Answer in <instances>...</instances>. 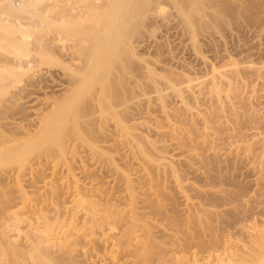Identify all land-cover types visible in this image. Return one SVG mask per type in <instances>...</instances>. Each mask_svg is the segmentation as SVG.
<instances>
[{
  "label": "bare ground",
  "instance_id": "obj_1",
  "mask_svg": "<svg viewBox=\"0 0 264 264\" xmlns=\"http://www.w3.org/2000/svg\"><path fill=\"white\" fill-rule=\"evenodd\" d=\"M170 18L178 20L179 22H177L181 28L178 23L176 25H178L179 30H183L184 34L186 32L190 33L194 41L198 40V36L206 28L225 22L217 12L209 14L207 6L202 0H0V187L2 189L10 184L11 177L14 178V181H18L15 180L16 177L12 176L15 175L16 171L13 170V166L24 167L31 158L42 155L56 154L63 156L66 150L69 152V150L74 149V145L73 148L69 149L68 144L72 145L77 138L79 139L77 141H80L78 143L82 141L84 144L88 139L92 140L94 133L97 132V126L95 125L98 122L95 121L96 118H101L100 121L104 116L108 118L105 117V120H114L115 118L116 122L122 126V128L119 127L128 136L133 134L134 131L131 132L130 130L134 127L136 129L149 126L148 122H139L138 120L131 124L132 128H129L131 126H126L125 116L127 112H130L128 111L129 106L135 102L133 100L136 95L139 96L138 93L142 92L145 96V93H147L148 85L146 81L144 82L146 79L144 77V80L141 79L143 70H145V74L148 71L149 80L155 82L154 70L152 71V68H149L151 66L144 60L148 55H144V57L142 55L146 53L141 54L140 51H143L147 44L149 45V41L153 39V36L155 38L157 33L152 35L153 32L155 33L159 28L162 31L168 28L169 23L173 21L172 19L170 22ZM166 32L165 34H168L167 30ZM119 108H122V110L119 111ZM96 113H100L99 115L103 118L98 117L99 115ZM108 116H111V118ZM27 126H30L31 129L35 126V130H30ZM124 131L121 133L124 134ZM134 138L136 140L137 137ZM90 140L87 141V144L97 151L98 146H95L92 143L93 140ZM137 140L141 143V145L139 144L140 150L145 154H151L149 148L152 144L156 147L154 143L151 144L138 138ZM148 144H150V147ZM99 153L101 152L99 151ZM107 159L110 161L109 157ZM17 174L19 173L16 171V176ZM213 174L216 175V171L212 172V177ZM218 175L215 178H218ZM38 176L40 177V174ZM72 176L76 177L75 174ZM125 176L126 185L131 191L132 198L135 199L131 180H129L128 175ZM222 176L220 175L218 180ZM262 176L260 175L261 179ZM74 180L77 185L74 186L73 189L75 190L72 191L77 196L72 193V197H77H74L76 201L79 197L80 203H77V205L82 204L84 206L85 199L94 196L91 195L95 191L94 187L91 184L90 186L89 183H85L89 186L82 183L79 186V180L75 178ZM218 180L215 179L214 182H219L220 180ZM221 181L223 182L222 178ZM258 182L260 180L256 183L258 184ZM83 185L85 186L83 187ZM258 185H261V183ZM256 187L259 186L256 185ZM54 188L51 189L53 191L49 189V192L56 193L58 189L55 191ZM262 188L263 186H260L259 190H264ZM2 189L0 193L6 196V191L4 193ZM21 189L24 188L21 187ZM21 189L20 191H22ZM23 191L25 192V190ZM262 192L264 193V191ZM57 194L59 195V193ZM252 194L253 198L255 192ZM259 194L255 196L258 198L255 202V211L251 212L250 208V218L245 214L249 218L247 220H252V223L245 225V222L243 224L240 219L241 221H234L229 226L231 229L234 228V231L232 229L229 231L228 236L226 235V243H232L233 246L231 245L232 248L229 252L225 250V247L222 248L225 251L223 254L218 250L219 254H216V250H214L217 247L216 245L215 248H212L214 246L212 241L216 242L219 236L215 237L216 241H211L213 246L210 247L213 251L209 250L206 255L204 253L206 251H202L204 249L198 250V252L194 250V247L198 246L196 244L197 240H193L194 245L191 246V240L195 239L196 235H193V238L191 235H185V231H182L188 239L184 235L182 236L186 238V241H184L185 238H180V236L177 239L176 234H174L175 231H172L175 228H166L169 225L165 227V223H163L164 226L157 225L156 221L158 220H154V217L152 218L148 213L145 214L144 210V213H142L140 206L137 207L135 201L129 209H126V207L121 208V204L114 206L113 203V205L108 203V205L114 206L110 207L114 209L117 215H120L117 217L115 213L116 218H113V210L111 211L110 207H106V201L103 202L105 206H101L103 205L102 202L99 200L100 203L98 204L96 198L97 203L96 200L94 202V199H92L94 204L90 205L92 204L90 198L91 202L87 201L90 202L89 205L93 206V209L90 207H87V209L86 205L85 210L87 209L88 212L89 209H92L93 211L86 212L88 216L84 215L87 218L84 219L83 217L84 221L82 223H75V216L73 215L74 217L71 216L70 218L71 213L68 216L71 222L69 221L68 225L63 224V222L67 224V221L64 220L66 218L64 212L63 219L60 217L61 220H59L62 223H56V220L55 224L57 226L55 225L54 228H57V230L53 233L58 232V236L51 235V237L47 233L44 235L45 231L39 229L41 226H38V228L32 227L33 229L25 233L18 232V234L12 235L9 229L10 224L8 222V224H5L4 221L1 222L0 264H264V227L259 220L260 218H258H264V194ZM5 196H3L4 202L8 198L7 196L5 198ZM56 197L58 199V196ZM97 197L99 198V196ZM112 197L115 196L112 195ZM186 197L185 205L187 207L190 203L194 204L188 196ZM11 199L13 198L11 197ZM108 200L107 202H109ZM8 201L10 203V199ZM56 205L57 207L61 206H58L57 203ZM82 205L79 207L83 208ZM156 205L150 204V208L153 206L152 209L156 213L165 211L162 205ZM146 207H142V209ZM71 210L73 209L71 208ZM145 211L147 212V210ZM77 212L75 211V213ZM102 213L104 214L102 215ZM66 215L68 214L66 213ZM77 218L79 219V217ZM186 218L188 219V217ZM195 218L192 220L196 221ZM31 222L28 224H36V222L32 224ZM191 223L193 222L191 221ZM158 224L160 223L158 222ZM184 224H181L182 227ZM29 225L28 227L31 228ZM104 226L106 228L102 231ZM49 227H52L51 224ZM99 230L101 235L98 234V236L100 235L98 237L96 235L98 232L100 233ZM175 230L180 231L178 226ZM199 230L201 229L197 231L199 232ZM235 230L241 232V234L246 232L248 234L246 237L249 238L245 241L242 238L243 235H240L242 236L240 238L235 236ZM192 234L194 233L192 232ZM199 237L201 236L199 235ZM187 240L190 242L188 243ZM204 245L199 246L207 249L208 246ZM210 247L208 248L210 249ZM201 252L206 256H203Z\"/></svg>",
  "mask_w": 264,
  "mask_h": 264
},
{
  "label": "rangeland",
  "instance_id": "obj_2",
  "mask_svg": "<svg viewBox=\"0 0 264 264\" xmlns=\"http://www.w3.org/2000/svg\"><path fill=\"white\" fill-rule=\"evenodd\" d=\"M202 1L206 4L209 14L217 12L219 17L224 19L225 22L206 28L198 36V40L194 41L190 33L186 32L184 34L182 29L183 32L179 30V21L175 19V22L172 16L173 18H170V22L173 19L172 23H169L170 25L168 26L166 25L168 34H165L167 32L164 27L163 30L165 32L159 28L160 30L158 29L152 34L155 35L157 33L155 38L153 36V39L149 41L150 43L148 42L149 45L147 44V47L140 51L141 54L146 53L142 56H149V58L144 56V60L151 66L149 68H152V71L154 70L153 72L156 75L155 82H151L147 76L148 71L145 74V70H143L141 79H146L144 82L146 81L148 90L145 96H143L142 92L138 93L139 96L136 95L133 100L136 103L130 104V109H128L130 112H127L125 116V124L129 127L134 121L139 120V122H148V127L136 129L135 127L132 128L133 126L129 127L132 128L131 132H135H132L133 134L129 135V137L124 130V134L121 133L123 132L122 126L116 122L114 117H112L114 120H111V116H108L110 120H107L108 118L104 116V118H107L105 120L103 116L99 115L101 112L98 111L100 113L96 114L99 115L98 117L101 116L103 121H100L101 118L95 119L99 123L95 125L98 127H96V134L94 133L93 135L95 139H92V137L93 141L88 139L95 146H98L97 151L87 144L88 140L85 144L82 141L78 143L80 141H77L79 140L77 138V140H74L77 143L68 144L69 149L75 146L74 149L69 150L70 153L66 150L63 156L56 154L50 156L42 155L37 158H31L24 167L13 166V170L15 169L20 175L17 174L16 176L15 171V175L12 176L16 177L15 180L18 181H14V178L11 177L9 180L10 184L6 187L7 190L0 187V190L2 189L4 193L6 191V196L10 197V203H8L9 199L6 198L5 194L0 193V223L3 221V223L6 222L5 224L9 223L12 235L18 234V232L25 233L30 229L41 226L39 229L40 231H45L44 235L47 233L50 236H58V232L53 233L57 230V228H54L57 226L55 224L56 220V223H62L59 220L63 219L65 215L64 217L66 218L64 220L67 221V224L66 222H63V224L68 225L71 216L74 215L75 223H82L87 218L84 215L88 216L87 213L93 211V206H90L94 204L92 199L95 202L97 198L98 204L102 202L101 204L103 205L100 204L101 206L113 203L114 206L121 204L120 207H126V209H129L133 201H135L137 207L140 206L142 213H148L149 216L154 217V220H158L156 221L157 225L164 226L163 223H165V227L169 225L166 228L171 229H177L178 226L179 233L175 229L172 230L175 231L174 234H176L175 237L177 236V239L178 236L187 238L185 235H196L195 239L191 238V246L194 245L193 240H197L196 244L198 246H201V244H205L204 246L208 247L214 245L212 248L217 246L214 249L216 254L218 251L223 254L225 251L222 248L224 247L228 252L231 251L233 245L232 243H226V235L228 236L230 230L233 229L232 231H234V228L231 229L229 226L234 221L241 220L243 224L245 222V225L252 223V220H249V222L247 219L250 218V211L252 210L251 212H253L256 209L255 202L258 198L255 196L260 192L262 194L260 193L259 195L264 194L262 192L264 190H259L260 186H263L262 189H264V0ZM177 23L179 27L176 25ZM163 34L167 37H163ZM157 38L161 41L157 40ZM148 49L150 50L148 51ZM118 110L121 111L122 108ZM30 126L27 127L30 130H35V126H33V129ZM134 134V137L138 139H143L151 144L154 143L157 148L153 144L151 148L150 144H148L151 154L143 153L139 148L141 145L140 141L137 138L134 140ZM89 148L92 151L94 150L97 155ZM108 157L110 161H108ZM258 170H261V173ZM89 171L91 172L89 173ZM215 171L216 175L219 174L218 178L223 175L221 177L223 182L221 178L219 179L220 181L215 178V173L213 174L214 178L212 177V172ZM39 174L40 177L38 176ZM73 174L76 177L72 176ZM125 175H128L129 180H131L135 199L132 198L131 191L126 185ZM260 175H263L262 179ZM74 178L79 180V186L89 183L96 191V193L95 191L91 193L95 198L94 196L88 199L84 198L86 203L84 206L80 204L84 210L80 208L79 204L77 205V203H80L79 197L78 202L74 199L77 196L72 191L75 190L73 188L77 185ZM215 179L219 182H214ZM258 179L260 180L258 184L261 183V185L256 183L259 181ZM52 183H55V185L53 186ZM96 183L97 185H95ZM256 185L259 187H256ZM20 186L24 188L23 190L27 194ZM70 187L72 188L69 189L71 191L68 190ZM106 187L109 188L107 189ZM52 188L55 191L58 189L54 194L59 193V195L49 192V189L53 191L51 190ZM256 188L258 189L255 191ZM253 189L256 199L252 198ZM108 190L112 191L108 192ZM68 193L71 194L69 195ZM72 193L75 195L74 197H72ZM112 195L115 197H112ZM3 196L6 198V204ZM56 196H58V199ZM186 196L189 197L192 203L194 202V204L190 203L194 208L189 205L191 207L189 209L185 205ZM90 198L92 204L89 205L91 202ZM87 200L90 202L88 203ZM56 203L61 206L57 207ZM148 204L149 206H147ZM150 204L162 205L165 211L156 213L152 209L153 206L150 208ZM107 205L106 207L111 206ZM85 206L92 209L87 212L88 208L85 210ZM141 206L147 207L142 209ZM111 207L110 209L114 213L113 218H116V212ZM57 210L61 214L56 212ZM75 211L78 212L75 213ZM246 211L248 212L246 213ZM69 215L70 218L68 217ZM171 216L174 218L172 217L171 219ZM192 216L196 217V221L192 220L194 219ZM258 218H260L259 220L264 227V218ZM191 221L195 224L191 223ZM29 222L31 224L36 222V224L29 225ZM50 224L51 228L49 227ZM63 224L60 225L64 226ZM175 224L176 226H174ZM181 224H184V226L182 227ZM185 227H189L190 230ZM104 228L106 227L104 226L102 231ZM197 228L201 230L198 232ZM186 229L190 233L188 232L187 234ZM182 231H185V235ZM235 232V236H239V238L242 237L240 235H243L242 238L245 241L249 238L248 236L246 237L248 235L246 232H242L245 234H241V232L239 233L236 230ZM98 234L101 235V231L96 236ZM216 236H219L217 241L215 240ZM186 238L183 240L186 241ZM211 241L213 245H211ZM187 242L189 243L190 241L187 240ZM188 243L187 245L190 246ZM225 245L230 247H228L229 250ZM200 246L198 249L194 247V250L198 252V250L204 249L202 251H206L204 252L206 255L209 250L213 251L211 247L206 249V247L202 246L203 248H200ZM194 250L191 251L193 252ZM203 252H201L202 255ZM206 255L204 254L203 256Z\"/></svg>",
  "mask_w": 264,
  "mask_h": 264
}]
</instances>
